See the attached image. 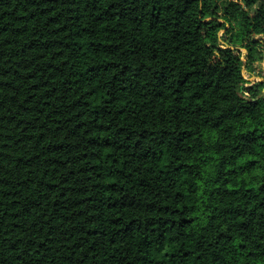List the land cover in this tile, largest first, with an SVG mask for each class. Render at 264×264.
<instances>
[{"label": "trees", "instance_id": "1", "mask_svg": "<svg viewBox=\"0 0 264 264\" xmlns=\"http://www.w3.org/2000/svg\"><path fill=\"white\" fill-rule=\"evenodd\" d=\"M259 36L264 0H0V264H264Z\"/></svg>", "mask_w": 264, "mask_h": 264}, {"label": "rangeland", "instance_id": "2", "mask_svg": "<svg viewBox=\"0 0 264 264\" xmlns=\"http://www.w3.org/2000/svg\"><path fill=\"white\" fill-rule=\"evenodd\" d=\"M220 39L223 42L226 39L224 31H221ZM262 45L257 48L256 56H258V60L254 63L255 74L249 73L246 69H244L243 74L247 79L248 83L253 84L255 82L264 81V36L257 37ZM243 54H246L247 51L245 49H241Z\"/></svg>", "mask_w": 264, "mask_h": 264}, {"label": "water", "instance_id": "3", "mask_svg": "<svg viewBox=\"0 0 264 264\" xmlns=\"http://www.w3.org/2000/svg\"><path fill=\"white\" fill-rule=\"evenodd\" d=\"M244 71V70H243Z\"/></svg>", "mask_w": 264, "mask_h": 264}]
</instances>
